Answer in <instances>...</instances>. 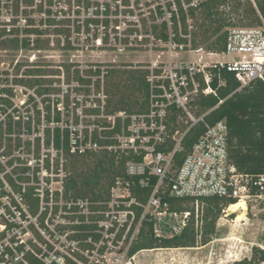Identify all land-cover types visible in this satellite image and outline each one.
<instances>
[{
  "label": "built area",
  "instance_id": "obj_1",
  "mask_svg": "<svg viewBox=\"0 0 264 264\" xmlns=\"http://www.w3.org/2000/svg\"><path fill=\"white\" fill-rule=\"evenodd\" d=\"M203 1L0 0V41L17 38L19 49L33 51L35 77L56 78L41 80L44 92L35 94L44 108L30 95L32 114L22 119L7 97L13 91L0 93V264H125L150 223L159 238L182 233L193 220L202 226V198L264 200V173L230 163L228 123L209 124V111L198 112L201 96L217 95L213 78L224 84L222 69L234 73L239 89L264 81V26H230L225 48H208L209 60L179 59L204 50L193 45L189 11ZM43 50L65 51L57 74L35 63ZM220 52L226 58L213 59ZM124 53L149 58L119 66ZM119 67L146 73L147 88L132 109L119 106L108 87ZM28 75L10 78L28 87ZM201 123L205 131L187 150V133ZM74 156L113 160L116 176L100 197L67 189ZM146 189L150 195L139 197ZM171 197L194 200L196 210L173 208Z\"/></svg>",
  "mask_w": 264,
  "mask_h": 264
},
{
  "label": "trees",
  "instance_id": "obj_2",
  "mask_svg": "<svg viewBox=\"0 0 264 264\" xmlns=\"http://www.w3.org/2000/svg\"><path fill=\"white\" fill-rule=\"evenodd\" d=\"M230 0H204L198 8H190V16L194 19L198 11H202L203 21L199 27L201 32L194 33L193 45L199 46L201 43L208 41L209 49L223 50L226 45L228 30L225 27L232 24L228 22L229 17L220 7L229 4ZM257 7L253 2L245 11V18L253 17L258 24L264 22V0H255ZM240 7V2L238 3ZM174 30L178 38V20L173 17ZM240 20V19H239ZM180 22L183 32H188L187 14L183 8L180 9ZM2 34H0L1 36ZM163 38L167 35L163 33ZM212 39V40H211ZM181 41L186 39L181 38ZM1 44L9 45L19 49L20 42L17 38L5 39L0 41ZM26 41L24 44L26 45ZM39 70H31L28 74H35ZM120 70L112 71V78L108 81L109 90L113 96L116 93V103L123 107L132 109L139 103L140 94L147 88L144 71L140 70ZM221 76L224 81L219 85L217 77L213 78V86L217 89V95L209 94L201 96L199 99L198 112L209 113L205 116L209 124H214L219 120H225L229 126L228 149L230 163L237 167L240 172L258 175L264 173V81L255 80L249 86L242 89L240 82L236 79L234 73L222 69ZM23 84L28 87H34L41 83V80L27 79L22 80ZM3 91L12 93V89L4 88ZM222 103H220V101ZM5 103L10 100L4 99ZM206 127L203 123L192 127L187 133L184 144L186 149H190L193 143L203 134ZM56 132V144L60 140ZM184 154H179L177 161L180 162ZM95 163L86 166L84 171L76 172L67 182V189L74 191V195L82 197L98 198L102 195L101 191L110 185L115 178V168L113 160L105 157L96 158ZM87 165L85 158L74 156L73 166ZM104 180L105 183H102ZM100 190V192H98ZM255 191V190H253ZM150 195V189L144 193L138 194L141 198H147ZM201 201L209 204L206 214L201 217L202 226H196L195 221L190 224L180 234L171 237H155L152 232V223L149 227L143 229L139 240L134 245L131 254L145 249L171 248V247H194L197 246L199 236L202 244L208 243L212 235L216 232V223L225 206L237 203L236 199H227L219 197L202 198ZM171 197L173 208L182 209L181 203ZM188 202V201H186ZM224 206V207H223ZM194 211V208H192ZM264 262V249L253 246V256L235 261L234 264H261Z\"/></svg>",
  "mask_w": 264,
  "mask_h": 264
},
{
  "label": "rangeland",
  "instance_id": "obj_3",
  "mask_svg": "<svg viewBox=\"0 0 264 264\" xmlns=\"http://www.w3.org/2000/svg\"><path fill=\"white\" fill-rule=\"evenodd\" d=\"M240 2V7L238 3ZM253 2V5L257 7L255 0H230L229 4L226 6L220 7L221 11H224L229 17L228 22L232 23L225 29H229L230 26H264V22L258 24L253 17L249 19L245 18V11L250 6L249 3ZM240 19V20H239ZM193 33L201 32L199 27L200 23L203 21L202 11H198L196 18L192 19ZM212 40V39H211ZM46 41V40H44ZM46 46V42H44ZM208 41L201 43L199 46H203L204 50L200 53H194L187 55L186 53H180L179 59H192L198 60L199 55H203L206 60H209L212 56L208 54ZM217 51H222L218 49ZM124 56L120 57L121 62L118 64L122 66L125 63H134L135 61H147L149 54L146 53H124ZM33 55L28 49H15L9 47V45L0 43V93L7 92L3 91L4 88L10 87L13 84V96L10 98L12 102V107L17 109L16 115L20 116L21 119L24 115H31V106L33 102L30 101V95H35L37 101L40 103L41 109L44 108L41 97L35 93H43V87H37V84L34 88L25 87L20 84H16V80L12 83L10 78L11 74H28L31 70H36L37 68H32V62L30 60ZM49 55H54L46 57ZM110 55H105L102 53L100 58L106 59ZM222 56V57H219ZM219 56H214L213 59L223 60V52H220ZM35 63L40 64L41 68L45 70L46 74H57L60 69L57 67L61 63H64L63 60L66 59L65 51H49L43 50L40 53H37L35 58ZM16 61H19L17 66ZM122 63V64H121ZM21 64V65H20ZM45 64V65H44ZM20 65V66H19ZM51 66V67H49ZM39 67V66H38ZM121 68V67H119ZM125 70L126 68L119 69ZM131 70V69H126ZM33 76H26L28 79L43 80L45 83L53 82L50 76H42L43 78H36L35 74ZM25 77V76H23ZM44 83V84H45ZM6 95V94H4ZM114 101L116 100V93L114 94ZM53 100L57 98L56 96L51 97ZM1 102H4L2 98ZM2 104L0 103V108ZM5 108L4 106H2ZM37 118L39 116L36 114ZM42 124L45 123L46 117L43 115L41 117ZM34 121L32 124L36 128H43L42 124ZM87 165H78L73 166L71 164V177L75 175L76 172L84 171L86 166H91L95 163L94 158H85ZM102 183H105L104 180H101ZM99 189L98 192H100ZM188 202L181 203L182 207H190L189 209L196 210L197 204L194 200H187ZM200 216L205 215L209 209V204L204 201H200ZM224 207V206H223ZM232 208V209H231ZM241 216V217H239ZM239 217V218H238ZM199 240L197 246L194 247H171V248H156V249H145L138 251L135 255L128 259L126 263L128 264H234L235 261L242 260L244 258H251L253 256V246H258L264 249V200L254 201L252 199L247 200L246 208H234L230 206H225L221 212L220 217L216 223V232L212 235V239L206 243L202 244V241ZM171 249V250H170ZM125 263V264H126ZM261 264H264L262 262Z\"/></svg>",
  "mask_w": 264,
  "mask_h": 264
},
{
  "label": "bare ground",
  "instance_id": "obj_4",
  "mask_svg": "<svg viewBox=\"0 0 264 264\" xmlns=\"http://www.w3.org/2000/svg\"><path fill=\"white\" fill-rule=\"evenodd\" d=\"M230 207H234V208H241V207H243V208H246V202L244 201V200H240V201H238L237 203H235V204H232V205H230ZM232 209V208H231ZM239 217H241V216H239ZM238 217V218H239ZM171 250V249H170ZM129 263V262H128ZM128 263H126V264H128Z\"/></svg>",
  "mask_w": 264,
  "mask_h": 264
}]
</instances>
